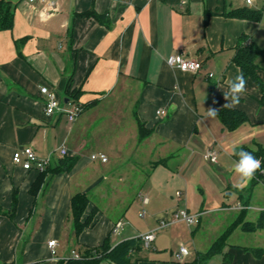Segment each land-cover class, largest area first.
Segmentation results:
<instances>
[{
	"label": "crops",
	"instance_id": "crops-1",
	"mask_svg": "<svg viewBox=\"0 0 264 264\" xmlns=\"http://www.w3.org/2000/svg\"><path fill=\"white\" fill-rule=\"evenodd\" d=\"M8 1L14 25L0 32V206L10 209L16 191L18 207L13 217L0 215V264H39L43 252L49 257L42 264H58L107 238L116 246L156 236L176 223L171 219L180 210L200 220L221 215L227 230L233 226L213 242L223 237L219 264H264V186L251 179L238 187L232 170L233 149L264 147L262 91L247 80L232 109L245 112L249 122L235 132L225 131L217 114L208 116L209 109L224 108L223 91L240 73L233 58L243 35L263 51L257 65L264 83L261 1L251 7L245 0ZM50 1L58 5L51 15ZM92 7L102 21L77 16ZM236 9L260 10L262 20L226 16ZM179 53L201 62L202 70L171 67L169 57ZM43 86L84 106L74 123L45 115ZM140 122L148 130L143 140ZM26 147L40 160L52 154L51 167L64 158L78 162L70 173L50 175L47 189L34 198L29 191L40 173L13 163L14 153ZM210 149L218 153L216 164L203 158ZM99 154L108 161L91 159ZM76 194L90 201L86 217L98 211L95 224L78 237L71 211ZM145 208L149 223L141 232L134 214L143 210L146 218ZM260 219V229L243 228ZM161 220L170 224L159 229ZM118 222L123 229L112 234ZM62 238L70 247L65 254ZM52 240L59 243L56 257L48 247ZM135 256L136 264H178L176 256ZM186 257L183 263L190 262Z\"/></svg>",
	"mask_w": 264,
	"mask_h": 264
},
{
	"label": "trees",
	"instance_id": "trees-1",
	"mask_svg": "<svg viewBox=\"0 0 264 264\" xmlns=\"http://www.w3.org/2000/svg\"><path fill=\"white\" fill-rule=\"evenodd\" d=\"M77 16L84 18H93L98 21H102V16L96 13L93 7L87 12L78 14ZM226 16L240 20L260 22L263 17V12L260 10L236 9L227 13ZM13 25L14 6L8 0H0V32L11 31L13 29ZM248 41L249 38L246 35H243L240 38L236 46V52L233 61L240 69V73H243L246 81L252 80L261 89L263 94L261 102L262 104H264V83L260 76L261 69L257 65V59L263 54V51L254 44L248 45ZM217 115L224 130L229 133L235 132L242 125L249 122L248 115L245 112L232 108L224 107L218 109ZM147 135L148 130L146 129L145 124L140 122V140H143ZM241 149L253 153L258 159L264 162V147L257 146V149L241 147L238 148L236 151H239ZM234 159L236 160L237 157L234 156ZM77 162L78 158H64L60 161L57 167H47L43 172L39 174L37 179L32 184L29 191L30 195L34 198H37L40 192L45 191L47 189V178L50 175L70 173L76 166ZM262 167H264V163H262ZM89 205L90 201L88 197L84 194H76L71 200V211L74 218L75 237H78L84 230L91 228L95 224V218L98 213L96 208L93 209L90 215H88L87 217L85 216ZM17 207L18 194L15 191L12 199L11 208L6 210L0 206V215L13 217L16 213ZM262 224V219H260L257 224H243V228L246 231H255L260 229L262 227ZM232 228L233 226H231L226 231V234L230 232ZM223 246L224 242L222 237L221 239L216 241L206 253H199L198 258L195 262H186L178 264H205L212 257L221 254ZM142 247V241L139 238L121 242L116 246H112L109 238H107L102 245L98 247L86 248L85 250L79 252L81 259L78 260L71 257L65 261H60L58 264H100L104 260H109L116 264H136V261H133V254L134 252L139 251ZM253 252L257 256H261L263 253V251L260 249H254Z\"/></svg>",
	"mask_w": 264,
	"mask_h": 264
},
{
	"label": "built area",
	"instance_id": "built-area-1",
	"mask_svg": "<svg viewBox=\"0 0 264 264\" xmlns=\"http://www.w3.org/2000/svg\"><path fill=\"white\" fill-rule=\"evenodd\" d=\"M31 2H36L38 0H30ZM255 0H245V3L248 7H251L254 5ZM57 3L55 1H50L48 3V14H54L58 8ZM248 45H250V42L248 41ZM168 64L171 67H177L183 72H188L192 74L199 73L203 65L201 62L196 61L194 59H191L187 57L184 53H179L176 55H172L168 59ZM209 78H213V74L208 75ZM40 94L44 98V113L47 117H53L55 115H65L67 120L70 123H74L76 119L79 117V115L84 111V106L82 104H76L71 103V101H68L65 103V101H62L58 98L57 93L55 90L50 89L49 87L43 86L40 88ZM67 106V107H66ZM60 155L65 156L66 150L62 148L60 150ZM203 158L206 162H210L213 164H216L218 162V153L210 149L206 151L203 155ZM51 159L52 154L44 160H40L35 151L31 147H26L20 151H16L13 155V163L16 166H21L26 171H31L33 169L37 170L39 173L43 172L47 167L51 165ZM93 161L100 160L102 162H107L108 158L103 155H93L91 157ZM260 184L264 186V167H261V169L257 172V174L253 178ZM237 208L242 209V205H238ZM244 209V208H243ZM141 216H145V212H142ZM171 221L173 222H186L188 226H197L200 223V216H194L188 213L187 211H176L173 213ZM170 223L166 220H161L159 222V229H163L167 227ZM123 229V223L118 222L114 225L112 229V234L118 235ZM155 233L150 232L148 234L142 235L139 237V239L142 241L143 248L148 250L150 249L152 243L155 241ZM59 246V243L55 240H52L48 243V247L50 249L52 257H56L57 255V248ZM189 255V252L186 248H181L180 252L176 255V259L178 263H183V260L186 256ZM71 257L75 259H81V256L76 251L72 252ZM56 261L57 258H56Z\"/></svg>",
	"mask_w": 264,
	"mask_h": 264
},
{
	"label": "rangeland",
	"instance_id": "rangeland-1",
	"mask_svg": "<svg viewBox=\"0 0 264 264\" xmlns=\"http://www.w3.org/2000/svg\"><path fill=\"white\" fill-rule=\"evenodd\" d=\"M260 1L262 3L261 10L264 12V0ZM100 207H103L102 201H100ZM103 209H109L108 204L104 205ZM141 212H143V210H141ZM220 216L221 215H211L208 217L203 215L200 220L201 224L198 227L188 226L187 223L183 221L173 223L167 230L157 232V240L152 244L151 251H147L142 247L139 251H136L135 257L144 258L145 255L149 258H172L180 252L181 248L184 247L190 253L186 259L190 262H195L198 252H207L212 247L213 242L227 230V223L225 220H222L224 218ZM134 217L137 220L136 223L133 224L141 232H144L146 228H148L147 223H149L148 210L146 218H141L143 216H140L138 211L134 214ZM60 242L62 244V251H64L65 254L70 247L68 246L65 238H62ZM41 255L44 257H42V259L39 261V264H42L43 261L49 257V254L47 255L45 252H43ZM220 260V256H214L205 264H219Z\"/></svg>",
	"mask_w": 264,
	"mask_h": 264
},
{
	"label": "clouds",
	"instance_id": "clouds-1",
	"mask_svg": "<svg viewBox=\"0 0 264 264\" xmlns=\"http://www.w3.org/2000/svg\"><path fill=\"white\" fill-rule=\"evenodd\" d=\"M247 91V81L243 73H239L233 81H230L227 90L223 91V95L227 103L224 104L225 108H235L239 106L241 97ZM217 114L216 109H209L208 116L214 117ZM234 156L237 157L233 161L232 170L236 176L239 177L238 187L245 186L251 179L254 178L257 171L262 167V162L253 153L243 149L236 151L233 149Z\"/></svg>",
	"mask_w": 264,
	"mask_h": 264
},
{
	"label": "water",
	"instance_id": "water-1",
	"mask_svg": "<svg viewBox=\"0 0 264 264\" xmlns=\"http://www.w3.org/2000/svg\"><path fill=\"white\" fill-rule=\"evenodd\" d=\"M212 90V89H211ZM68 102V100H65V103H67ZM20 247H21V244H20V246L18 247V249H20Z\"/></svg>",
	"mask_w": 264,
	"mask_h": 264
}]
</instances>
